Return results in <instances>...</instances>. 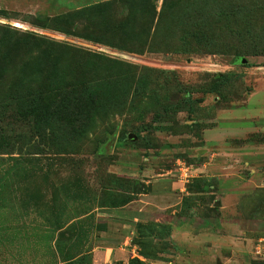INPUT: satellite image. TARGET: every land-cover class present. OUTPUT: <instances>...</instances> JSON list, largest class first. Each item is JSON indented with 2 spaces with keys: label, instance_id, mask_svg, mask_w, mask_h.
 I'll use <instances>...</instances> for the list:
<instances>
[{
  "label": "rangeland",
  "instance_id": "rangeland-1",
  "mask_svg": "<svg viewBox=\"0 0 264 264\" xmlns=\"http://www.w3.org/2000/svg\"><path fill=\"white\" fill-rule=\"evenodd\" d=\"M253 56L264 0H0V264H95L118 213L130 258L102 264L181 263L173 223L264 245V185L218 198L197 168ZM167 170L186 184L177 214L125 207Z\"/></svg>",
  "mask_w": 264,
  "mask_h": 264
},
{
  "label": "crops",
  "instance_id": "crops-1",
  "mask_svg": "<svg viewBox=\"0 0 264 264\" xmlns=\"http://www.w3.org/2000/svg\"><path fill=\"white\" fill-rule=\"evenodd\" d=\"M248 64L252 65L245 69L250 89L245 92L244 99L217 109L203 132L205 146L202 153L207 161L197 167L198 173L217 178V188L212 193L222 199L231 196L240 200L246 191L264 185V56H253ZM247 170L251 172L250 176L246 175ZM159 175L167 180L158 179L155 192L141 194L125 207L132 205L146 211L177 214L182 200L180 194L187 193L186 184L169 170ZM114 215L116 217L111 219L108 227L113 240L97 248L95 264H102L100 258L103 259L108 250L112 251L110 256L114 255L115 261L122 259L126 263L130 258L127 247L133 235L132 225L128 216ZM225 229L207 227L199 230L190 224L173 223L169 241L177 245L175 254L178 258H185L179 264H264L249 261L252 255L263 258V244L249 250L251 255L247 252L245 238L233 235L239 231Z\"/></svg>",
  "mask_w": 264,
  "mask_h": 264
},
{
  "label": "water",
  "instance_id": "water-1",
  "mask_svg": "<svg viewBox=\"0 0 264 264\" xmlns=\"http://www.w3.org/2000/svg\"><path fill=\"white\" fill-rule=\"evenodd\" d=\"M82 44H84L85 46H93V45H89V44L86 43V42H83ZM242 62H243V63H247V59L243 58V59H242ZM217 205H218V203H217Z\"/></svg>",
  "mask_w": 264,
  "mask_h": 264
},
{
  "label": "bare ground",
  "instance_id": "bare-ground-1",
  "mask_svg": "<svg viewBox=\"0 0 264 264\" xmlns=\"http://www.w3.org/2000/svg\"><path fill=\"white\" fill-rule=\"evenodd\" d=\"M17 26H20V25H17Z\"/></svg>",
  "mask_w": 264,
  "mask_h": 264
}]
</instances>
